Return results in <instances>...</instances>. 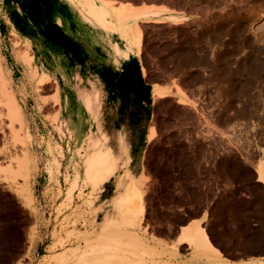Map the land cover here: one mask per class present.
Returning <instances> with one entry per match:
<instances>
[{
	"label": "rangeland",
	"instance_id": "1",
	"mask_svg": "<svg viewBox=\"0 0 264 264\" xmlns=\"http://www.w3.org/2000/svg\"><path fill=\"white\" fill-rule=\"evenodd\" d=\"M128 1L165 3L189 17L140 24L137 57L115 64L104 51L114 71L96 68L87 51L95 52L47 26L0 37L10 82L0 68V264H66L76 246L79 264H179L188 251L191 261L218 264L220 252L198 242H207L199 225L182 238L192 249L159 239L199 217L226 255L264 246V0ZM30 56L28 65L22 57ZM41 71L54 81L43 84ZM139 78L170 82L175 92L148 101ZM94 90L98 124L79 100ZM68 113L84 123L82 132H58ZM97 125L116 155L122 136L129 157L101 189L98 166L85 176L86 142L75 155L79 136Z\"/></svg>",
	"mask_w": 264,
	"mask_h": 264
},
{
	"label": "crops",
	"instance_id": "2",
	"mask_svg": "<svg viewBox=\"0 0 264 264\" xmlns=\"http://www.w3.org/2000/svg\"><path fill=\"white\" fill-rule=\"evenodd\" d=\"M126 3L129 7L126 6ZM120 4H123V6ZM171 10H174V12ZM123 13L129 16V22H127L128 20H121ZM184 16L187 19L189 17L187 14L176 10L168 4L152 1L145 3L142 1L132 2L128 0H0V37L2 40H8L13 29L21 34H32L35 33V30L37 31V29L47 26V28L52 29L54 32L71 37L77 44L83 47L85 46L90 52H95V54H91L86 50L91 64L96 68L102 70L109 68L114 71L112 62L104 56L105 50L111 51L112 56L115 58V64L119 60L124 61L129 59L131 55L137 57L138 37L135 29L139 28L141 31L140 24L180 22L184 20ZM41 19L47 21H44L40 25ZM14 30L12 34L15 35L16 32ZM112 37H115L119 43H112L110 41ZM140 38L141 35L139 36V42L141 41ZM25 43L28 45L27 40ZM22 59L26 64L30 65L32 56H30L31 60L29 62H26L23 57ZM2 72L10 84L3 70ZM37 76L39 79H42L43 84L54 81L53 75L46 74L43 71L38 73ZM154 85L157 87H154ZM170 91L171 93L175 92L171 89L170 82L149 85L150 98L152 97L153 100L157 97L158 92L164 93L165 96ZM13 98L15 99V97ZM98 98L99 94L95 90L90 94L81 92L79 95V100L85 112L91 117L93 124H98ZM63 102L64 106H68V98L66 95L63 98ZM17 106L21 116V128L24 130L25 125L22 110L18 104ZM62 127L72 136L70 130L77 131L78 129L82 132L84 123L82 121L75 122L72 114L68 113L67 117L60 124H57L58 132L63 133ZM95 129V133L88 130L85 134L82 133L81 135H84V143L86 142V159L100 154L105 162L104 164L111 165L109 173L98 170L99 175L103 177L102 181L104 180L103 182L101 181L102 183L99 187L101 189L105 183L116 176L121 165H127L129 157L122 136L118 138L121 153L120 155H116L115 150L111 146V138L101 133L98 125ZM29 137V133L25 132V138L28 139ZM53 159L57 164L59 163L56 157H53ZM127 173H129L128 170H124L116 177V191L118 190L120 179L124 178ZM196 225L200 226V230H205V237L211 248L219 251L222 255V261L218 264H264V246L244 255H226L225 248L222 244L214 236L206 232V221L202 217L191 219L183 225H180L173 238L159 239L167 245L176 243L179 249L186 248L189 244L182 238L191 232ZM190 248L192 249V247ZM178 263L208 264L204 260L191 261L190 251L186 253L179 252Z\"/></svg>",
	"mask_w": 264,
	"mask_h": 264
},
{
	"label": "bare ground",
	"instance_id": "3",
	"mask_svg": "<svg viewBox=\"0 0 264 264\" xmlns=\"http://www.w3.org/2000/svg\"><path fill=\"white\" fill-rule=\"evenodd\" d=\"M127 4V3H126ZM125 4V5H126ZM121 6H123V4H120ZM127 7H129L128 6V4L126 5ZM130 10V9H129ZM107 12V11H106ZM132 12V11H131ZM106 15V14H105ZM122 27H123V25H122ZM122 29V28H121ZM122 31H124V30H122ZM121 33V32H120ZM0 79L2 80V77H1V75H0ZM157 96H164V94H162V93H157ZM9 99H10V101H11V104H12V106H13V111H14V114H15V116L17 117V119L19 120V122L21 121V116H20V112H19V109H18V107H17V105H16V103H15V101H14V99L11 97V95L9 96ZM7 109V108H6ZM12 113V112H11ZM22 123V122H21ZM75 125V124H74ZM77 131H78V133H80V131L77 129ZM74 132V131H73ZM79 138H80V146H79V148L77 149V152L75 153V155H78L79 154V152H80V149H81V144H82V142H84V135H80L79 136ZM47 150V149H46ZM74 155V156H75ZM25 160V159H24ZM49 160V159H48ZM105 162L103 161V158H102V155H100V154H98L97 156L96 155H94V156H91V157H88L87 159H86V170H85V176L87 177V176H92V172L93 171H95V168L98 166V168H99V170H102V171H107V173H109V171H110V168H111V165H109V164H104ZM26 164V163H25ZM20 165H23L22 163L20 164ZM28 165V164H27ZM26 165V166H27ZM54 165H55V161L52 159L51 160V162H50V165H49V167H48V169H47V172H48V174H49V179H50V181L53 179V169H54ZM26 166H23L22 167V169L24 170V174H21L22 176L24 175V179H22V180H25V184H27V181H26V176H27V170L29 169H27V167ZM22 171V170H21ZM23 173V172H22ZM13 174V173H12ZM11 174V175H12ZM29 177V176H28ZM29 180V179H28ZM94 180V179H93ZM95 181V180H94ZM102 181V178H100V179H97L96 180V182H101ZM92 186H93V184H92ZM131 186H133V187H131L129 190H128V195H131V196H134V194L136 193V189H135V187H134V185H132L131 184ZM93 188L94 189H96L97 187H96V185L95 186H93ZM21 190V189H20ZM24 190V189H23ZM22 190V191H23ZM19 191V190H18ZM18 191H17V193H18ZM22 193V192H21ZM27 193H29L30 194V190L28 189V187H27ZM24 196V195H23ZM130 196V197H131ZM133 200V199H132ZM25 205L26 206H29V203H28V201H26L25 200ZM108 214L106 215V217H105V220L103 221V223L108 219ZM106 224V223H105ZM87 233V232H86ZM203 236V235H202ZM205 236H203V238H204ZM196 241H198V240H196ZM198 242H200V243H204L205 245H207V246H209L208 245V242H206L204 239H201L200 241H198ZM197 242V243H198ZM212 250V249H211ZM81 258H82V255H80V247H78V246H76L74 249H72V250H70L68 253H67V256H66V264H79L80 263V261H81Z\"/></svg>",
	"mask_w": 264,
	"mask_h": 264
},
{
	"label": "trees",
	"instance_id": "4",
	"mask_svg": "<svg viewBox=\"0 0 264 264\" xmlns=\"http://www.w3.org/2000/svg\"><path fill=\"white\" fill-rule=\"evenodd\" d=\"M137 87H138V88H141L142 90L145 91V93H146V98H147V100L149 101V98H150L149 86L139 78V79H138V82H137Z\"/></svg>",
	"mask_w": 264,
	"mask_h": 264
}]
</instances>
